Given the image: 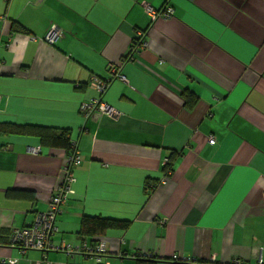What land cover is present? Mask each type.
<instances>
[{
    "label": "crops",
    "instance_id": "crops-1",
    "mask_svg": "<svg viewBox=\"0 0 264 264\" xmlns=\"http://www.w3.org/2000/svg\"><path fill=\"white\" fill-rule=\"evenodd\" d=\"M141 1L0 0V264L264 262V0H146L173 7L155 19ZM111 64L129 81L100 93L90 81ZM95 98L121 113L86 117ZM50 131L82 158L53 242L103 240L101 263L9 244L64 179L69 147ZM85 215L128 225L84 235Z\"/></svg>",
    "mask_w": 264,
    "mask_h": 264
},
{
    "label": "built area",
    "instance_id": "built-area-1",
    "mask_svg": "<svg viewBox=\"0 0 264 264\" xmlns=\"http://www.w3.org/2000/svg\"><path fill=\"white\" fill-rule=\"evenodd\" d=\"M144 10L151 15L153 19L158 17L169 18L173 15L174 10L172 6H166L160 10L155 9L150 2L142 0L139 2ZM6 16H0V22L5 21ZM63 30L53 24L47 34L42 38L44 41L55 44L63 36ZM144 33H137L131 50L129 53V58H133L141 47L145 46ZM37 39L36 36L33 37ZM111 77L103 79L99 76H92L90 81V86L100 93L107 90L109 85L114 79H120L128 82L129 79L122 69V66L117 64L110 65ZM1 99V93H0ZM94 110H100L105 114L110 116H118L121 112L111 106L110 104L104 102L100 98L92 99L89 102H83L81 104V111L87 117ZM211 141L214 140L213 137L210 138ZM40 148H33V152L37 153ZM82 163V158L80 156L78 141L72 140L70 143L69 152L65 158L64 169L65 176L62 183L58 186L56 191L50 197L48 208L44 211H37L33 222L29 223L23 228H16L10 236L9 244L13 247L19 248L21 253H26L28 250L37 249L42 251L50 250H66L69 253L81 252L85 256H91L96 259L97 262L101 263L105 256H107L106 243L103 240H97L94 243H90L87 239H84L80 244L72 245H56L53 242V236L58 231V227L55 224L57 215L61 212L63 205L69 199V196L74 193V182L76 180L74 175V170L77 166ZM140 256H150L148 253H142ZM172 260L191 262V258L180 257L178 254H173ZM2 263H7V258H0ZM261 264L264 262L261 260ZM19 264V263H18ZM50 264V263H49ZM235 264H242L239 259L235 260Z\"/></svg>",
    "mask_w": 264,
    "mask_h": 264
},
{
    "label": "trees",
    "instance_id": "trees-1",
    "mask_svg": "<svg viewBox=\"0 0 264 264\" xmlns=\"http://www.w3.org/2000/svg\"><path fill=\"white\" fill-rule=\"evenodd\" d=\"M47 131H45V133ZM47 134H49V132H47ZM50 136H51L53 144L61 143V144H64L66 147H69V149H70V143H71L72 139L70 138L69 132L65 131L59 135L56 132L52 131ZM115 225L116 226L117 225L127 226L128 221L117 220V219L101 217V216L85 215L83 217V220H82V230L81 231H82V234H84V235L99 236L100 234H103L104 232H106L107 229H109ZM10 236H9V242H10ZM96 241L97 240L93 241L92 243H94ZM202 264H206V263H202Z\"/></svg>",
    "mask_w": 264,
    "mask_h": 264
}]
</instances>
